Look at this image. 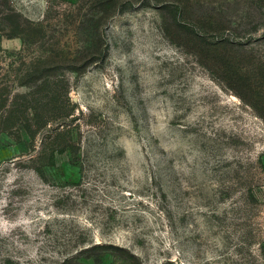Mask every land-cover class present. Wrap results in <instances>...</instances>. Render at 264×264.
Wrapping results in <instances>:
<instances>
[{
  "label": "rangeland",
  "instance_id": "1",
  "mask_svg": "<svg viewBox=\"0 0 264 264\" xmlns=\"http://www.w3.org/2000/svg\"><path fill=\"white\" fill-rule=\"evenodd\" d=\"M0 264H264V0H0Z\"/></svg>",
  "mask_w": 264,
  "mask_h": 264
},
{
  "label": "trees",
  "instance_id": "2",
  "mask_svg": "<svg viewBox=\"0 0 264 264\" xmlns=\"http://www.w3.org/2000/svg\"><path fill=\"white\" fill-rule=\"evenodd\" d=\"M55 156V155H54Z\"/></svg>",
  "mask_w": 264,
  "mask_h": 264
}]
</instances>
